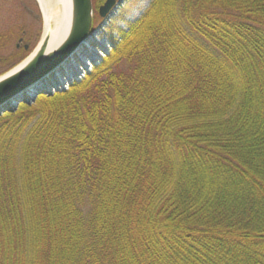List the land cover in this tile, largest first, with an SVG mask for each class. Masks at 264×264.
Instances as JSON below:
<instances>
[{
  "label": "trees",
  "instance_id": "16d2710c",
  "mask_svg": "<svg viewBox=\"0 0 264 264\" xmlns=\"http://www.w3.org/2000/svg\"><path fill=\"white\" fill-rule=\"evenodd\" d=\"M118 49L0 129V264H264V0H155Z\"/></svg>",
  "mask_w": 264,
  "mask_h": 264
},
{
  "label": "rangeland",
  "instance_id": "374dc122",
  "mask_svg": "<svg viewBox=\"0 0 264 264\" xmlns=\"http://www.w3.org/2000/svg\"><path fill=\"white\" fill-rule=\"evenodd\" d=\"M119 1L121 2H117L105 18L99 14V8L103 4L93 2V27L86 46L52 74L36 83L32 89L20 94L18 97L22 98V103L19 100L8 103L12 107L9 108L10 113H3L0 129L15 118L35 121L54 113L73 99L86 96L97 79L107 76L106 72L112 73L122 68L125 51L117 50L121 33L128 29L129 24L139 21L155 0ZM44 30L43 10L37 0H0V77L38 49L45 36ZM21 41L23 42L20 43ZM102 58L106 60L105 64L93 69V73L84 79L85 74L92 69L93 62L100 64ZM74 82L76 87L72 90L70 87ZM55 93L65 94L49 99Z\"/></svg>",
  "mask_w": 264,
  "mask_h": 264
},
{
  "label": "water",
  "instance_id": "95a60500",
  "mask_svg": "<svg viewBox=\"0 0 264 264\" xmlns=\"http://www.w3.org/2000/svg\"><path fill=\"white\" fill-rule=\"evenodd\" d=\"M117 0H108L99 9L102 18L116 6ZM92 0H73L72 27L65 42L56 51L45 54L48 37H44L35 56L19 72L0 82V106L19 100L20 94L32 89L46 76L69 61L90 38L93 27Z\"/></svg>",
  "mask_w": 264,
  "mask_h": 264
},
{
  "label": "bare ground",
  "instance_id": "6f19581e",
  "mask_svg": "<svg viewBox=\"0 0 264 264\" xmlns=\"http://www.w3.org/2000/svg\"><path fill=\"white\" fill-rule=\"evenodd\" d=\"M43 10L44 31L48 37V45L45 54H50L65 42L72 27L73 0H37ZM120 3V2H119ZM90 39V38H89ZM89 39L86 41L88 42ZM86 42L82 47L86 46ZM38 50V49H37ZM37 50L30 55L24 62L20 63L10 72L0 77V82L13 76L24 68L35 56ZM82 61V60H81Z\"/></svg>",
  "mask_w": 264,
  "mask_h": 264
},
{
  "label": "flooded vegetation",
  "instance_id": "af4514ba",
  "mask_svg": "<svg viewBox=\"0 0 264 264\" xmlns=\"http://www.w3.org/2000/svg\"><path fill=\"white\" fill-rule=\"evenodd\" d=\"M108 0H92V2H107ZM119 1V0H117ZM23 41H21L20 43H22ZM20 48V46L18 47ZM26 48V47H25Z\"/></svg>",
  "mask_w": 264,
  "mask_h": 264
}]
</instances>
